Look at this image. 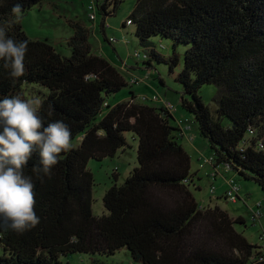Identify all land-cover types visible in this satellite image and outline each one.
I'll return each instance as SVG.
<instances>
[{
    "label": "trees",
    "instance_id": "16d2710c",
    "mask_svg": "<svg viewBox=\"0 0 264 264\" xmlns=\"http://www.w3.org/2000/svg\"><path fill=\"white\" fill-rule=\"evenodd\" d=\"M45 1L0 0V19H6L17 2L23 4V18ZM123 2L100 0L92 12L94 19L88 12V28L71 24L69 57L58 53L49 40L31 39L22 18L9 33L29 41L26 72L13 81L0 61V99L16 94L24 99L25 84L41 85L49 90L37 109L43 123L62 120L72 136L71 148L60 154L50 177L41 180L32 171L39 163L38 151L24 168L35 184L34 210L40 222L23 233L5 230L0 222L4 252L0 264H63L70 255L110 258L122 249L138 264H264L261 246L235 228L245 225L242 217L233 219L219 206L206 209L193 195L191 157L181 142L184 138L194 142V138L177 121V107L158 95L143 96L141 102L133 91L127 101L108 102L131 85L118 68L93 51L90 36L96 29L105 42L117 43L107 37L106 26ZM132 26L144 49L143 55L136 53L147 75L153 63L168 66L171 74L180 65L175 53L162 55L152 38L171 41L174 52L179 45L189 46L176 82L191 97V101L181 98V108L194 115L212 150L199 159L200 169L212 168L207 176L217 182L219 168L225 167L254 180L264 192V0H136L122 29ZM206 85L217 88L214 114L200 96ZM128 134L138 142V167L120 186L116 168L115 183L103 198L107 214L97 218L89 163L133 149ZM230 181L237 183L235 177L225 181L221 196L225 200ZM262 205L257 212L262 213Z\"/></svg>",
    "mask_w": 264,
    "mask_h": 264
},
{
    "label": "rangeland",
    "instance_id": "374dc122",
    "mask_svg": "<svg viewBox=\"0 0 264 264\" xmlns=\"http://www.w3.org/2000/svg\"><path fill=\"white\" fill-rule=\"evenodd\" d=\"M135 5L136 0H124L117 15L110 17L108 20L109 28L106 29V35L117 40V43L109 44L105 42L104 36L100 31H97V34L94 32L90 36L93 51L104 56L118 68L127 83L131 85L124 88L115 98L108 99V102L111 105H116L127 101L130 98L131 91L139 97L140 101L143 96L152 98L158 95L162 100L172 102L177 107L175 113L177 121L188 127V132H190L188 137L194 138V142L188 141L187 138H184L181 142L191 157V175L194 179H192L193 183L190 189L193 195L198 203L203 204L206 209H213L219 206L221 209L228 211L233 219L242 217L245 220V225H236V230L242 233L249 242L257 245L261 241L259 237L264 229V192L254 180L237 176L226 170L225 167L219 168L220 173L217 182L207 176V173L212 172V168L207 166L205 169H200L201 162L199 159L210 156L212 150L208 140L201 135L194 115L185 112L181 108V98L184 97L191 101V97L184 95L183 86L176 82L178 74L183 69L184 53L189 49V46L179 45L174 52L171 41L159 37L152 38L151 42L162 55L173 56L175 53L179 58L180 65L171 74L168 66L153 63V70L147 75L148 70L143 63L144 61L140 60V57H135L137 54L136 50H139V52L144 51L135 35L136 28L132 26L122 29V24L130 17ZM88 12L89 3L87 0H46L41 6L30 10L22 18L21 23L24 31L31 39L49 40L58 53L69 57L72 52L68 46V41L74 35V29L71 24L80 23L82 26H89ZM162 47L167 49H162ZM134 78L138 79L139 82L136 84L132 83ZM160 79L164 81V85L160 82ZM23 94L24 99H39L42 102L48 96L49 90L38 84H25L23 86ZM216 95L217 88L213 85H206L200 90L203 103L213 114L217 109V105L214 102ZM146 104L162 105L160 102H148ZM127 138L133 149L129 148L123 154L119 153L113 159L108 158L103 162L91 160L89 163V169L94 174L95 179L92 208L93 215L97 218L107 214L103 198L105 193L115 183L113 174L116 168H118L115 172L118 178L116 182L120 186L132 171L138 167V142L134 141L132 134H128ZM78 143L79 140H76L75 145H78ZM232 177H235L241 188L237 203H231L225 200L224 197L221 198L226 188L225 181L228 182ZM212 186L217 191L212 193ZM261 203H263L262 213H259L261 218L255 219V213H257L258 206ZM3 255L4 252L0 246V257ZM98 262L102 264H138L132 260L130 253L126 249L118 251L110 258L98 255L75 254L63 259V264H96Z\"/></svg>",
    "mask_w": 264,
    "mask_h": 264
},
{
    "label": "clouds",
    "instance_id": "9594fccd",
    "mask_svg": "<svg viewBox=\"0 0 264 264\" xmlns=\"http://www.w3.org/2000/svg\"><path fill=\"white\" fill-rule=\"evenodd\" d=\"M23 4L15 3L6 19H0V61L15 79L25 75L28 40L9 35L22 18ZM39 99H23L21 95L0 99V222L5 230L23 233L39 224L35 212V184L24 173L34 153L39 163L32 168L37 178L51 176L62 152L71 148V129L62 120L45 125L37 112ZM49 115L52 105H49Z\"/></svg>",
    "mask_w": 264,
    "mask_h": 264
},
{
    "label": "built area",
    "instance_id": "2783aa9c",
    "mask_svg": "<svg viewBox=\"0 0 264 264\" xmlns=\"http://www.w3.org/2000/svg\"><path fill=\"white\" fill-rule=\"evenodd\" d=\"M100 1V0H89V11L91 12L90 17L91 19L95 18V14L92 12H95V5L96 3ZM128 25L130 24V22H127ZM113 41H117V40H113ZM135 57H140V54L137 53ZM166 105L169 108H173V106L170 103H166ZM207 163H211L210 160L206 161ZM212 193L215 192L214 188L211 189ZM239 192H240V187L238 184H236L234 181H230L229 184V190L227 191V199L229 202L231 203H237L239 201ZM257 217H259V212L255 213ZM260 240H261V248L262 251H264V232L262 233V235L260 236Z\"/></svg>",
    "mask_w": 264,
    "mask_h": 264
},
{
    "label": "crops",
    "instance_id": "0c3cea01",
    "mask_svg": "<svg viewBox=\"0 0 264 264\" xmlns=\"http://www.w3.org/2000/svg\"><path fill=\"white\" fill-rule=\"evenodd\" d=\"M84 27H87V28H88L89 26H84ZM106 28H107V29L109 28V24H108V26H106ZM97 31H98V30H96V29L94 30L95 34H97ZM94 32H93V33H94ZM206 167H207V166H206ZM206 167H205V168H206ZM259 219H260V218H259ZM263 231H264V230H263ZM263 231H262V232H263ZM262 232L260 233V236L262 235ZM259 240H260V237H259ZM260 244H261V241H260L257 245H260Z\"/></svg>",
    "mask_w": 264,
    "mask_h": 264
}]
</instances>
